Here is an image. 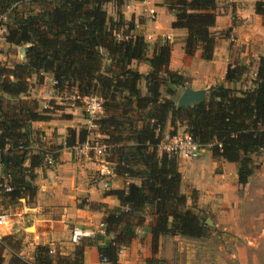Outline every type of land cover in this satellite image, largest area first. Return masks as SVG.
Returning <instances> with one entry per match:
<instances>
[{
	"label": "trees",
	"instance_id": "trees-1",
	"mask_svg": "<svg viewBox=\"0 0 264 264\" xmlns=\"http://www.w3.org/2000/svg\"><path fill=\"white\" fill-rule=\"evenodd\" d=\"M125 1L0 0V12L11 8L5 42L25 46L23 62L9 66L0 61V167L12 187L3 195L8 202L32 199L36 169L47 166L32 122L46 121L49 116L39 110L36 99L27 98L31 78L35 76L37 83H42L45 74L51 73L59 91L73 88L81 94L100 96L104 114L94 124L107 137L108 153L115 155L111 160L113 174L130 179L124 188L108 192L122 210L101 206L102 222L112 238L104 237L106 241L97 244V249L99 259L105 258L108 264H119L121 247L131 242L136 229L148 218L153 250L161 236L200 239L208 233L198 210L186 204V195L180 191L177 158L158 151L167 121L172 126L170 136L175 134L176 125H183L201 148L208 147L213 159L235 164L241 185L248 182L256 168L255 158L264 149V57L258 61L250 89L216 84L200 103L178 108L175 96L188 79L168 68L171 44L167 39L156 42L150 53L143 36L129 32L119 36L123 25L132 29L121 12ZM24 2H38L41 7L22 15L17 5ZM110 2L116 9L115 20L105 10ZM162 2L175 15L172 27L187 31L185 54L192 56L199 50L201 59L211 60L216 0ZM255 12L264 15V1L255 3ZM132 62L147 63L150 69L143 74L131 67ZM245 67L228 65L225 81L239 80ZM87 133L85 129H69L66 146L85 140ZM86 245L90 242H80L70 254L52 255L47 245L40 244L30 261L19 254L21 240L5 235L0 239V264L6 250L10 252L7 264H85ZM146 264H158V260L149 258Z\"/></svg>",
	"mask_w": 264,
	"mask_h": 264
},
{
	"label": "crops",
	"instance_id": "crops-1",
	"mask_svg": "<svg viewBox=\"0 0 264 264\" xmlns=\"http://www.w3.org/2000/svg\"><path fill=\"white\" fill-rule=\"evenodd\" d=\"M257 1L264 0H216V20L211 31L217 37L215 39L213 57L208 61L201 59L199 50L192 56L185 54L183 40L187 35V31L184 28L172 27L173 13L167 11L162 0H126L121 12L125 23L132 28L129 30L125 26V33L129 32L132 36H150L151 40L149 42L151 44H148L150 53L152 52V46L156 42H161L168 38L167 40L171 44L168 68L184 75L188 79L187 85L192 88L208 89L217 82H223L230 87L235 86L236 89H250L252 87V79L242 81L243 76L239 81L227 84L224 76L227 64L234 66V64H237L236 61H239V64L246 63L244 59L246 54L256 58L258 55L264 56V25L261 22V15L255 12V3ZM107 4L114 8V13L109 15L115 20L117 15L114 4L112 2ZM152 4L155 5L157 11L155 20H152L153 18L148 14V9L150 6L152 7ZM24 6H31L30 9H33L35 4L32 2L18 4L17 10L20 14L24 12L21 10ZM121 33L119 31L118 35H121ZM222 33L224 34L222 35ZM5 44L6 47L11 46L14 48V46L6 42ZM243 45L245 52L241 51ZM16 48L19 50V47ZM24 56V54L19 52L18 55L13 53L14 59L18 57L15 62H23ZM244 60L245 62H243ZM255 66L256 63L253 65V70ZM131 67L136 68L143 74H146L150 69L149 65L143 62H132ZM44 79V84L47 81L51 83L53 76L51 73H47ZM141 89L143 94H146L143 83L141 84ZM183 90L184 88L179 89L177 94L179 95ZM32 94L34 95L33 92ZM34 97L36 96L34 95ZM68 111L76 115L79 109H69ZM85 120V118L78 119L76 117L71 120L55 118L45 122L36 121L33 125L35 129L52 126V129H46L44 139L46 138L48 144L55 143L60 146L56 150V163L51 169L43 171L42 169H36L37 178L35 184L37 192L35 198H25L26 201L32 202L31 205L24 206L27 209L24 214H26L28 220L33 222L34 226V232L31 233L34 237L29 240L28 245L33 249V252L37 245H51L55 241H59L57 244L60 243L62 245L60 247L65 245L69 249L68 244H63L57 239L59 234L57 226L60 220L70 223L73 227L83 226L91 228L103 220L104 210L101 207L102 205L115 210L123 209L119 201L108 194V192L111 189L124 188L130 182V179L119 177L113 174L112 171V175L106 176L111 181L109 182V188L103 190L99 188L98 192L89 179V173L91 169H96L103 176L108 168L105 166L106 163L103 161L101 164H97L89 159V155L87 156L83 152L79 153L70 146L64 145L67 129L75 127L74 122H77L76 124H84L87 122ZM168 122L170 123V121ZM54 127L57 128L54 129ZM169 129V125L164 127V138L169 136ZM52 130H55L56 134H51ZM178 158V170L181 173L180 191L186 195V204L189 207L192 204L188 190L195 191L197 195H195L196 201L193 203V207L198 210L199 214L203 210L213 211V213L216 211L218 215L216 214L215 216L218 219L220 216H224L223 214L225 211L227 212L228 208L233 209L230 207L231 201L235 203L241 200L243 203L248 201L249 195L243 194L241 190H238L235 164L228 163L223 158L213 159L211 151L206 148L201 149L200 155L196 159ZM110 169L112 170L111 166ZM248 182L245 184L246 186ZM80 197H85L88 203L89 201L97 202L98 206H77L76 202L79 201ZM55 212L61 214L60 219L56 215H52ZM256 212L258 215H255ZM211 221L209 220L210 223ZM149 222L150 218L146 220L144 225L136 229V235L131 242L127 246L121 247L118 253L119 264H146V260L149 258H155L158 260V264H175L176 259L179 258L176 262L180 264L185 253H187L186 255L191 254L190 245L193 244L195 247L194 242L196 241L179 235L161 236L158 239L157 248L153 250ZM242 223L249 227H256L259 239L264 237V206L243 210ZM236 224L237 222L232 221L231 227H235ZM244 236L249 238V235ZM82 241L90 242V245L84 247L83 259L85 264H108L101 262L97 249V244H104L106 238L100 236L93 243L92 238L85 237L80 242ZM186 244H188L187 251H185ZM197 252L200 251L198 250ZM68 253L66 251L60 252V254L65 255ZM170 260L172 261L169 263ZM195 261L197 263L194 264H212V257L210 256L207 260L196 257Z\"/></svg>",
	"mask_w": 264,
	"mask_h": 264
},
{
	"label": "rangeland",
	"instance_id": "rangeland-1",
	"mask_svg": "<svg viewBox=\"0 0 264 264\" xmlns=\"http://www.w3.org/2000/svg\"><path fill=\"white\" fill-rule=\"evenodd\" d=\"M32 3L35 4V7L33 9H30L31 6H29V7L24 6L23 9H21L24 11L22 13L23 15H28L29 13L35 12L41 7V4L40 3L38 4V2H32ZM143 4H142V6H143ZM46 6H47L46 3L43 4V7H46ZM151 8L154 9V12L152 13V15L149 13V16L151 18H153L152 20H155L156 19L155 17L157 15L155 5L152 4ZM10 10H11V8H9L8 11L0 12V14H6V16H7L6 22L11 20L10 18H8ZM105 10L107 11L108 15L114 13V8H112L110 4L105 5ZM167 11L170 12L169 10H167ZM173 16L175 19L174 14H173ZM261 22L264 25V15H261ZM125 26L126 25H123L121 30H120V32H122L121 33L122 36H123V34H125V31H126ZM223 34L224 33H222V35ZM263 34H264V32H263ZM4 35H5V33L0 34V61L3 63H7L10 66L11 64H13L15 61L18 60V57H16V59L13 58V53H16V55H18V48H16V47L13 48L11 46L6 47ZM145 37H146V35H145ZM216 37H217V35H216ZM166 39H168V38H166ZM145 40L149 42L151 40L150 36H147L145 38ZM148 44L150 45L151 42H149ZM242 47H243V49H241V51L245 52L244 51V49H245L244 45ZM213 50H214V48H213ZM189 56H191V55H189ZM260 57H262V55H258V57L256 58V57H251L249 54H246V57L244 58L246 60V63H241L243 66H246L245 67L246 71L239 78V80L243 76H244V78L241 79L242 81L254 79L256 69L258 66V61H259ZM245 60L243 62H245ZM236 63L239 64L240 62L236 61ZM254 63H256V66H255V69L253 70ZM228 65L232 66V64H227V67H228ZM227 67H226V70H227ZM225 73H226V71H225ZM224 79H225V76H224ZM239 80H237V81H239ZM31 82L33 83V85H32V88L28 92L27 98L36 99L38 102L39 110L43 111V113L45 111L44 114L49 116V120L55 119V118H58L59 120L60 119L71 120L72 118H75V117L78 119H81V118L86 119L85 120V121H87L86 123L76 124L77 122H74L73 124L76 126L73 128L71 127V128L67 129V133H68L69 129L75 130L76 132H78L81 129H83V130L85 129L88 131L87 137L85 140L76 141L74 143V145L70 146L74 151H76V149H74L73 147L76 144L82 143L85 141L88 142L89 144H92L93 146H98L99 144H105L106 145V151L104 152L103 155L97 154L96 150H94V149L91 150V152H88L86 155L87 156L89 155V159L94 161L97 164H101L103 161L106 163L105 166H107L108 168L104 172V175H103L104 177L100 175L98 170L91 169L90 173H89V179L93 183L94 187L97 189L98 192H99V190H98L99 188L102 190L109 188V182H111V181L109 180L108 177H106L107 176L106 171L110 170L111 175H112V170L110 169V166L112 164V161L115 159L114 158L115 155L108 153L107 144L105 142L107 137L105 135H102L99 127L95 126V124H94L95 120L104 114V110H103V113L101 115L96 116V117H92L91 115H89L88 113H86L84 111L85 107L82 103L73 102V100H72L74 94H79L82 96H86L88 94L78 93L73 88L64 89L62 91H59L55 88L56 81L54 79L51 83H49L47 81L44 84L45 79H44V82L42 81V83H37L36 77L33 76L31 78ZM229 83L230 82H227V84H229ZM216 84H222V85L224 84L225 85V83H223V82H217L214 85H216ZM225 86H228V85H225ZM228 87H230V86H228ZM230 88L236 89L235 86L230 87ZM208 89H207V91H208ZM32 92L34 93V95L36 97H34ZM206 94H207V92H206ZM177 95L178 94H176V96ZM90 96H98V95H90ZM176 96H175V98H176ZM98 97H100V96H98ZM71 103L76 105V107L72 106ZM73 108H75V109H73ZM69 109H71V110L79 109V111L76 113V115H73V114H71L70 111H68ZM49 120H46V121H49ZM38 122H42V121H38ZM43 122H45V121H43ZM34 123L35 122H32V127H33ZM91 124H92V126H91ZM167 125H169V127H170V129H169V134H170V131L172 130V126L168 121L166 122L165 126H167ZM51 127L52 126L49 125V126H46V128H45V126L43 128H36V129L33 128L36 131L35 138L40 139V144L43 147L42 149L44 150L45 158H46V155H52V157H53V153L56 152V150L60 147L59 145H57L55 143H53V144L49 143L48 144L46 141V138L44 139L45 134H46V129H48V128L52 129ZM164 127H163V129H164ZM56 128L57 127H54V129H56ZM162 132H163V130H162ZM53 133L56 134V131L52 130L51 134H53ZM178 133H187L185 130V127L183 125H176L175 134H178ZM166 138L163 137L162 141L163 142L166 141L165 140ZM64 145L66 146L65 142H64ZM52 149H54V151ZM206 149H208V147H206ZM158 151L160 153L165 152V153L171 155V153H168V152L163 151L161 149L159 150V148H158ZM77 152L81 153V151H79V150H77ZM171 156H174V155H171ZM174 157L178 158V156H174ZM55 163H56V159L53 158L52 163L46 162V164H47L46 167H41V168L39 167L38 169H42V171L46 170V169H51V167H53L55 165ZM255 164H256V168H255L253 174L249 177L250 179H248L249 182H248L247 186L245 184L243 186L241 184H239L238 179H237V187L239 188L238 190H241L243 192V194L249 195L248 201L244 202V203L242 200L237 201L236 203L234 201H231L230 207H232L233 209L228 208L227 212L226 211L224 212V214H223L224 216H220L218 219H216V216H215L216 214L218 215V212L216 213V211H215V213H213V211L203 210L202 213L200 214L201 220L203 222H205L206 224H207V222H206L207 219H209L210 221L212 220L210 224H207L208 233L203 238L192 239V240L196 241V242H194L195 247L193 246V244L190 245L189 249L192 250L191 254L186 255L187 253H185L180 264H194V263H197V261L194 262L196 257H201L202 260L203 259L207 260L210 256L212 257V264L213 263H215V264H264V237H262V238L260 237V239H259V236L257 234L258 229L256 227H252V226L249 227V226H246L245 224L242 223L243 210H245V209L247 210L248 208L251 209L253 207L257 208L259 206H264V151L261 150L260 154L257 155V157L255 158ZM92 167H93V165H92ZM0 173H1V167H0ZM36 178H37V173H36L35 179L33 181L34 184H35ZM104 179L108 180V186L106 188L103 187V183L105 181ZM4 192L5 191L0 190V214H7L9 216L10 222L8 225L9 226L11 225L10 226L11 229H10V227H6V225L0 226V239L5 235H10L13 238L20 239L21 240V248H20L19 254L23 258L32 261L34 259V252H33V249L28 245H29V240L30 239L32 240V238L34 237L31 235V233L34 232V226H33V222L31 220H28V218L26 217V214H24V212H27V209L24 206L27 207V206L31 205L32 202L26 201L25 198H21L19 200V202H8L5 198V196L3 195ZM36 192H37V190H36ZM188 192L190 194V201L192 204L190 207H193V203L196 201L195 195H197V194H195V191H192V190H188ZM35 195H36V193H35ZM35 195L33 196L34 198H35ZM33 197H32V199H33ZM84 203H88L85 200V197H80L79 201L76 202V205L77 206L87 205L90 207L91 206H95V207L98 206L97 202L89 201V203H88L89 205L84 204ZM206 206H212V205H206ZM236 207H237V210H236ZM246 214H247V212H246ZM52 215L53 216L56 215L58 217V219H60V217H61V214H59L57 212L53 213ZM255 215H258L257 212ZM234 220H236V221H234ZM232 221L237 222V224L233 228L231 227ZM95 226H97V225H95ZM57 228L59 229V234H58V237L57 236H55V237H57V239L60 240V242H63V244H65V243L68 244L69 249H67L65 247V245H63L64 247H60L62 245H60V243L57 244V242H59V241H55L51 245L46 244L49 247V253L54 255V254H59L60 252L66 251L67 253L69 252L68 254H70L72 252V250L74 249V246L80 243V242L72 243L70 240L69 235H71L70 231H72L73 226H71L70 223H68L66 221L60 220L58 222ZM68 232H70V234H68ZM244 235H249V238H246ZM90 238H92V240L95 239L94 237H90ZM187 249H188V244L185 245V251H187ZM50 250L52 252H50ZM198 250L200 252H197ZM9 257H10V252L8 250H6L4 252V262L2 264H7ZM178 260H179V258L176 259V261H178ZM171 261L172 260H170L169 263ZM176 261H175V264H177Z\"/></svg>",
	"mask_w": 264,
	"mask_h": 264
},
{
	"label": "built area",
	"instance_id": "built-area-1",
	"mask_svg": "<svg viewBox=\"0 0 264 264\" xmlns=\"http://www.w3.org/2000/svg\"><path fill=\"white\" fill-rule=\"evenodd\" d=\"M154 12V9L149 8L148 14ZM6 20L7 16L6 14H0V34L6 33ZM73 102L82 103L85 107V112L91 115L92 117L99 116L103 113L104 106H103V99L98 96H82L79 94H74L72 98ZM72 106H75L73 103H71ZM70 104V105H71ZM92 126V124H91ZM166 141L160 142L158 145L159 150L166 151L168 153H171V155L178 156L184 159H196L199 157L201 148L200 146L192 139L190 134L188 133H178L174 134L172 136H169L165 139ZM74 149L79 150L83 152L84 154H87L88 152H91V150H96L97 154L103 155L106 151V145L105 144H99L98 146H93L92 144H89L88 142H82L76 144ZM46 162L52 163L53 157L52 155H46ZM107 176L111 175V171H106ZM9 177L4 176L0 173V190H3L5 192L11 191L12 187L9 183ZM108 186V180H105L103 183V187ZM9 216L7 214H0V226L6 225V227H9ZM97 236L102 237H108V233L105 229L104 223L101 221L97 226L95 227H83V226H75L73 227L70 235V240L72 243H78L85 237H94ZM110 237V236H109ZM50 252H52L50 250ZM102 262H106V259H101Z\"/></svg>",
	"mask_w": 264,
	"mask_h": 264
},
{
	"label": "water",
	"instance_id": "water-1",
	"mask_svg": "<svg viewBox=\"0 0 264 264\" xmlns=\"http://www.w3.org/2000/svg\"><path fill=\"white\" fill-rule=\"evenodd\" d=\"M25 46L19 47L18 52L24 54ZM207 89H194L190 85H187L184 90L176 97V105L178 108L182 106H192L200 103L206 96ZM207 224H210L209 219L206 220ZM112 238V235H110Z\"/></svg>",
	"mask_w": 264,
	"mask_h": 264
}]
</instances>
